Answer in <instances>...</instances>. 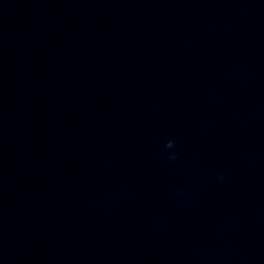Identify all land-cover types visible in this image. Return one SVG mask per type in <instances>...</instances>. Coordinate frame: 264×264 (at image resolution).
<instances>
[{"label":"clouds","instance_id":"1","mask_svg":"<svg viewBox=\"0 0 264 264\" xmlns=\"http://www.w3.org/2000/svg\"><path fill=\"white\" fill-rule=\"evenodd\" d=\"M175 146V141L172 139H168L167 142L165 143L164 147L165 149H172ZM169 162H174L179 158L178 153H168L167 156ZM218 179L222 182L223 181V176H219Z\"/></svg>","mask_w":264,"mask_h":264}]
</instances>
